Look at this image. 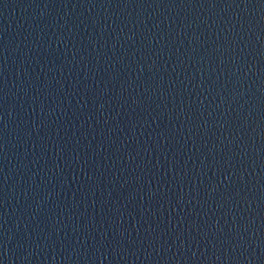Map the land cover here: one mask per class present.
Instances as JSON below:
<instances>
[{"label": "water", "instance_id": "95a60500", "mask_svg": "<svg viewBox=\"0 0 264 264\" xmlns=\"http://www.w3.org/2000/svg\"><path fill=\"white\" fill-rule=\"evenodd\" d=\"M0 264H264V0H0Z\"/></svg>", "mask_w": 264, "mask_h": 264}]
</instances>
